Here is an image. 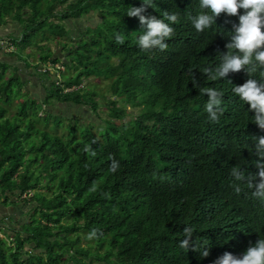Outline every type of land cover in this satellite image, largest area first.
Instances as JSON below:
<instances>
[{"label": "trees", "instance_id": "1", "mask_svg": "<svg viewBox=\"0 0 264 264\" xmlns=\"http://www.w3.org/2000/svg\"><path fill=\"white\" fill-rule=\"evenodd\" d=\"M143 3L150 5L144 15L179 14L178 23L165 20L175 31L166 50L138 46L144 29L127 11ZM201 11L199 0H0V28L13 21L21 31L0 36L12 59L0 60V102H18L13 113L0 106V198L5 206L10 197L32 205L17 228L0 218V264H214L264 239V200L230 174L234 166L258 173L254 137L264 131L254 132V113L224 78L203 71L221 63L239 17L222 13L197 32L190 17ZM90 13L100 22L72 37L75 21ZM51 36L60 54L50 49ZM16 62L27 68L26 81ZM90 75L109 80L115 99L84 86ZM29 76L42 83L41 101L25 90ZM206 87L223 92L218 122L206 111ZM55 102L86 106L100 123L54 114ZM110 157L119 163L115 172ZM185 228L192 230L188 250Z\"/></svg>", "mask_w": 264, "mask_h": 264}, {"label": "clouds", "instance_id": "2", "mask_svg": "<svg viewBox=\"0 0 264 264\" xmlns=\"http://www.w3.org/2000/svg\"><path fill=\"white\" fill-rule=\"evenodd\" d=\"M199 6L207 11L190 17L197 32L211 28L222 13L228 16L238 15L239 23L233 25L234 35L225 45L227 52L221 53V63L214 70L205 68L203 71L211 80L224 78L223 81L230 85V89L245 103L249 112L254 113V116L252 115L254 132L264 131V77L255 75L258 69H264V0H199ZM148 7L150 5L143 3L141 7H129L127 11L128 17H138L144 29L143 34L138 37V46L145 51L154 48L166 50L168 47L166 41L174 36L175 31L165 20L172 24L178 23L179 14L165 12L164 19H160L154 15H144ZM240 9L245 10L244 14H239ZM116 42L124 44L125 37L117 34ZM56 74L52 76L54 79H58ZM261 76H264V71L261 72ZM193 84L195 86L198 82L194 79ZM200 91L208 97L206 111L209 119L218 122V113L223 112L221 108L223 92L211 87L202 88ZM254 138L257 141L256 148L254 147L255 155L260 158L256 160L255 165L258 173L246 176L244 170L234 166L230 174L235 181L245 182L249 189H254L252 192L254 197L264 200V136ZM84 150L91 152L92 156L96 155L90 146L86 145ZM110 159H112L110 171L115 172L119 163L114 158ZM233 187L237 194L242 191L239 184H233ZM90 191H96L95 184ZM97 231L93 229L89 233V239L94 238ZM184 234L186 238L181 241V247L188 250L192 246V230L185 228ZM200 254L207 257L209 250L205 249ZM214 264H264V239H258L255 245H250L240 255L225 252L214 261Z\"/></svg>", "mask_w": 264, "mask_h": 264}, {"label": "rangeland", "instance_id": "3", "mask_svg": "<svg viewBox=\"0 0 264 264\" xmlns=\"http://www.w3.org/2000/svg\"><path fill=\"white\" fill-rule=\"evenodd\" d=\"M51 1L54 3V0H51ZM43 3H46V2L44 1ZM44 7L45 6H41L42 9ZM66 7H67V4H63L62 6L58 5L56 7L55 12H61L63 10H66ZM100 20H101V17H100L99 13H90V14H87V15L83 16L82 18H78L75 21L76 22V24H75L76 28H75L74 33H72V37H76L79 34L83 33L86 30L87 27L96 26V24H98L100 22ZM49 21L53 22V23H58L57 22L58 20H55V19H53L51 17L49 18ZM1 28H4L2 30H5V32L9 31V33H13L14 36L18 35V33L21 32L18 27H17L18 29L16 28V25L14 24L13 21H8L7 26L6 27H1ZM42 35H43L42 32H40L39 34H37L36 38H39V40H41ZM51 39L53 41L51 40L52 42L49 44L50 47H51L50 49L52 51L55 50L56 54H60V47H58V49H56L55 45H54L55 44V40H54L55 38H53L51 36ZM18 49L20 51H22L21 48H18ZM27 49H29V47ZM46 51H45V53H46ZM40 55H43V54L40 53ZM33 57L36 60L38 58L37 55H33ZM4 60L12 61L11 58H7L5 56L1 58V61H4ZM16 65L20 69V71L24 74L23 78H25L24 81H26V77L25 76H27L28 74L25 73V69H27V68L22 70V68L24 67L23 63L16 62ZM0 69H1V67H0ZM10 70H11V68H9V69L7 68V71H10ZM67 73H69V70H67V71L65 70V73L62 74L61 77H65ZM7 74H9V72H7ZM11 74H13V72ZM29 77H30L31 83L26 84L25 90L28 93H30V95H32L34 98H36L39 101H41V99L44 97L43 96L44 89L40 86L39 83H35L34 84V81H33L34 79L31 76H29ZM45 84H46V86L48 85V83H46V82H45ZM86 84H88L91 87H94V89L98 93H107V97L115 99V97L113 95H110V93H109L110 92L109 91V84H110L109 80H107V79H98V78H95L93 75H90L83 82L84 86H86ZM14 97L15 96H13V98ZM99 100H100V107H99L100 115H99V118H100V120H104V119L108 118L107 110L105 109L106 105H104L105 101H103L101 99H99ZM101 101L103 103H101ZM16 105H18V102L15 99H13L12 103L10 105H8V107H6V105H4L3 102H0V106L1 107H5L4 109H8L9 113H13V112L17 111V106ZM53 108H54V112H53L54 114L63 115V116L68 117L70 119L71 118L72 119H76V118L78 119L79 118L81 124H84V123L89 122V121L97 123V124L100 123V121H98V119H97V115H95V113H93L91 110H89V108L86 107V106H76V105H73V104L64 105L63 103L55 102ZM129 109L130 108H128V110ZM40 115H42V113H40ZM66 124H67V122L64 123V126ZM58 133H61V129H60V131ZM31 194H32L31 192L28 193L27 197H30ZM7 196H9V194ZM19 199L20 198L10 197V202H13V204L5 206L3 204L4 199L0 198V218L4 219V222L8 225L9 228H17V227L21 226L22 224H24L26 221H28L29 218H30V207H32V205H30V206L24 205V203L19 201ZM10 219H12V222H10L11 221ZM15 223H18V224L16 225ZM0 237L1 238H5V235L2 232H0ZM8 242L11 243L10 240H8ZM81 245L84 246V243H82Z\"/></svg>", "mask_w": 264, "mask_h": 264}, {"label": "crops", "instance_id": "4", "mask_svg": "<svg viewBox=\"0 0 264 264\" xmlns=\"http://www.w3.org/2000/svg\"><path fill=\"white\" fill-rule=\"evenodd\" d=\"M2 29H4V28H0V36H4L7 32H5V30H2ZM2 57H4V55H3V51L2 50H0V60H1V58ZM4 61H6V62H11L10 60H4ZM39 84H40V86L42 87V85H41V83L39 82ZM44 94V93H43Z\"/></svg>", "mask_w": 264, "mask_h": 264}, {"label": "built area", "instance_id": "5", "mask_svg": "<svg viewBox=\"0 0 264 264\" xmlns=\"http://www.w3.org/2000/svg\"><path fill=\"white\" fill-rule=\"evenodd\" d=\"M0 44H1V42H0Z\"/></svg>", "mask_w": 264, "mask_h": 264}]
</instances>
